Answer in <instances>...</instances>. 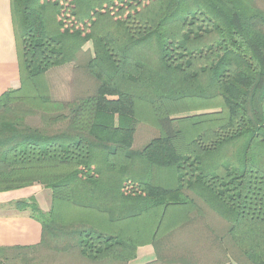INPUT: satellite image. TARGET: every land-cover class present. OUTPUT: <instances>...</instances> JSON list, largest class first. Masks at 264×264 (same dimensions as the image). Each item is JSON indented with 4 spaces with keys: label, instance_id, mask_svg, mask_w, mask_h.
<instances>
[{
    "label": "trees",
    "instance_id": "16d2710c",
    "mask_svg": "<svg viewBox=\"0 0 264 264\" xmlns=\"http://www.w3.org/2000/svg\"><path fill=\"white\" fill-rule=\"evenodd\" d=\"M10 1L20 87L0 96V193L39 185L50 210L33 197L15 203L42 238L0 259L34 264L32 252L45 264H126L137 246L127 223L191 205L187 217L209 210L220 221L210 226L213 264H264V0ZM70 64L80 94H36L49 71ZM191 99L211 108L175 118ZM138 109L156 127L143 143ZM241 139L239 165L216 158ZM160 174H174V186ZM56 201L96 220L56 223ZM188 242L177 253L191 254Z\"/></svg>",
    "mask_w": 264,
    "mask_h": 264
},
{
    "label": "crops",
    "instance_id": "0c3cea01",
    "mask_svg": "<svg viewBox=\"0 0 264 264\" xmlns=\"http://www.w3.org/2000/svg\"><path fill=\"white\" fill-rule=\"evenodd\" d=\"M19 87L20 72L11 1L0 0V96ZM164 182V186L169 182L173 184L174 174H166ZM31 197L35 199L41 211L50 210L49 193L39 185L0 193V250L12 252L17 249L32 248L40 243L42 238L40 223L31 217L28 210H19L14 207L15 203ZM161 218H165L168 231H162L158 239L159 244L152 243L153 236L152 242L138 243L135 257L126 264H180L179 257H181V263L213 264L209 251L212 241L211 225L206 222L207 219L202 215L187 217L182 208L174 206H169L159 219ZM186 221L189 225L186 230L183 233L174 234V226ZM217 221L216 219L211 224H216ZM188 238L191 241V243L188 242L191 248L189 251L192 253H177V248L185 244Z\"/></svg>",
    "mask_w": 264,
    "mask_h": 264
},
{
    "label": "rangeland",
    "instance_id": "374dc122",
    "mask_svg": "<svg viewBox=\"0 0 264 264\" xmlns=\"http://www.w3.org/2000/svg\"><path fill=\"white\" fill-rule=\"evenodd\" d=\"M260 5L261 6L259 7H261V9L264 11V2L260 3ZM84 50L86 51V53L87 52L91 53L92 44L85 45ZM74 67L75 65L70 64V65H66V66L56 68V69L49 71L46 74L45 78H42L41 81L38 82L40 84L39 85L40 88H38V90L36 91V94H39V95L43 94V92L47 90L49 96H51L53 99L61 100V101H68L73 97V95L80 94V91L83 88L81 87V84L77 82L78 74H76ZM40 91L42 93H40ZM211 104L212 102L209 100L191 99L189 102H186L185 104L186 112L179 116H175V118L187 117L190 115H196L201 112H205L204 110L211 108L210 107ZM137 111L140 112L138 116L141 119L140 120L141 123L147 125V127L143 125L142 127L138 128V135L140 138L147 137L148 139L152 135V128H156L155 124L154 122H151L153 119L150 118V114L147 110L138 109ZM38 120L39 119L37 117L30 118L28 119V123L30 125H37ZM144 139L146 138H143L142 143L145 141ZM245 143H246L245 139H241V140L231 141L227 143L226 146L224 145L221 146L218 153L215 154L217 155L216 158L220 159L223 162L228 161V163H230V159H231V162L233 164L239 165L240 162H242V155L244 154L242 149L243 147H245L244 146ZM254 152H255L254 146L253 147L251 146L249 159L251 161L254 160L253 162H255L256 164L257 153L255 152L254 154ZM165 177H166V174L164 175L160 174L159 182L163 183L165 181ZM167 186L173 187L174 183L170 184L169 182ZM190 207L191 205L189 207L188 206L185 207L186 208L185 210L186 211L192 210L193 208H190ZM71 208L72 207L65 202L56 201L53 204V208H52V220L59 224H63V223L92 224L94 223V220H96L95 218H92V214L91 213L89 214L88 211L75 209L76 211L73 213L71 211ZM162 214H165V213L162 212ZM149 215L150 214H146L144 217H141V219H137L135 221L130 222V224L129 223L126 224L127 226V228H125L126 233L129 237H131L133 243L138 244V243H142L146 241L152 242V238H153L152 236L154 235L155 241L159 244L160 240L158 241V239L161 236L162 231L163 230L168 231L165 218L157 219L155 223H152L150 221L151 217H148ZM203 218L207 219L208 221L206 222L210 225L212 222L216 220V218L213 217V215L210 213L209 210L206 211V214L203 215ZM219 231H220V234H219ZM221 233L223 234L224 231L218 229L216 232V235L221 238L223 237ZM223 239H224L223 242L227 244L226 237ZM29 255L33 256L32 259L34 260V264H45V262H43L42 260V257H38L35 254L33 255L32 252L31 253L29 252ZM6 257L3 256L0 259V264H22V262H19V259L18 261L9 262L5 259ZM49 264H59L58 259L55 258L54 261H51ZM230 264H236V263L231 261Z\"/></svg>",
    "mask_w": 264,
    "mask_h": 264
}]
</instances>
